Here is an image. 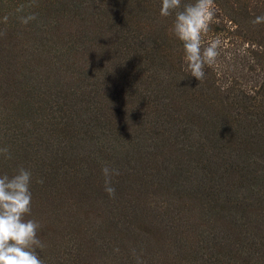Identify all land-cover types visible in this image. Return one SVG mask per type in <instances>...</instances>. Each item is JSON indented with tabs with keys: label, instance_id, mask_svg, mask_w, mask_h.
<instances>
[{
	"label": "trees",
	"instance_id": "obj_1",
	"mask_svg": "<svg viewBox=\"0 0 264 264\" xmlns=\"http://www.w3.org/2000/svg\"><path fill=\"white\" fill-rule=\"evenodd\" d=\"M214 2L200 82L162 0H0V175L32 173L44 264H264V0Z\"/></svg>",
	"mask_w": 264,
	"mask_h": 264
},
{
	"label": "clouds",
	"instance_id": "obj_2",
	"mask_svg": "<svg viewBox=\"0 0 264 264\" xmlns=\"http://www.w3.org/2000/svg\"><path fill=\"white\" fill-rule=\"evenodd\" d=\"M215 12L214 0H191L183 4L182 0H162L160 7L162 17L174 13L172 32L183 44L186 71L200 82L205 79V66L214 64L220 54V39H213L206 46L203 42ZM35 19V14L20 17L24 24ZM4 20L7 21V17ZM261 23H264V15L252 20L253 25ZM0 154L5 159L11 158L7 147L0 148ZM101 172L104 176V191L114 197L112 181L114 176L120 174L119 170L105 164ZM31 182L32 173L24 167L18 168L12 176L0 175V264H44L38 251L44 248L37 234L40 224L26 218L31 214ZM37 182L43 183L42 180ZM138 264L141 262L138 261Z\"/></svg>",
	"mask_w": 264,
	"mask_h": 264
}]
</instances>
